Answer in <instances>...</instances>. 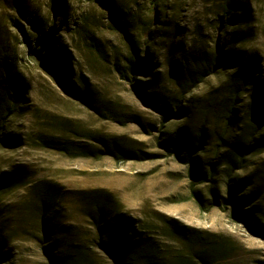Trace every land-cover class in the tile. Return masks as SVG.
I'll return each mask as SVG.
<instances>
[{
    "label": "rangeland",
    "instance_id": "374dc122",
    "mask_svg": "<svg viewBox=\"0 0 264 264\" xmlns=\"http://www.w3.org/2000/svg\"><path fill=\"white\" fill-rule=\"evenodd\" d=\"M107 1L117 20L103 0H0V181L16 168L28 181L0 191V264H63L73 250L74 264H115L89 218L98 193L180 264H264V149L233 175L236 206L225 183L239 131L228 105L242 119L264 97V0ZM246 57L257 67L239 83ZM40 182L59 191L44 241L24 215ZM169 218L201 240L166 234Z\"/></svg>",
    "mask_w": 264,
    "mask_h": 264
},
{
    "label": "trees",
    "instance_id": "16d2710c",
    "mask_svg": "<svg viewBox=\"0 0 264 264\" xmlns=\"http://www.w3.org/2000/svg\"><path fill=\"white\" fill-rule=\"evenodd\" d=\"M108 9L111 10L115 20L118 15L113 11V7L107 0H103ZM159 0H150L149 10L152 12L156 9ZM153 23L152 21L150 24ZM34 28H37L33 24ZM36 42L46 49V64L54 70L59 67L58 55L53 44L49 45L45 40V35L36 37ZM42 48H37L41 50ZM133 53H136L131 46ZM146 61V60H145ZM145 67V62L141 65ZM257 64L250 57H246V62L239 68V77L236 79L239 83L243 79H247L253 74ZM63 85L67 90H71L67 84V67H62ZM13 81L8 80V85L12 86ZM14 92L11 99L13 104L19 96ZM75 96L85 99L86 93L74 91ZM10 102V106L13 105ZM11 111L10 109L8 112ZM232 106L228 105V124L233 127H238L239 131L234 138V144L231 149H228L225 160L228 163V171L226 173V190L229 195L228 201L234 206L237 205V200L240 198L233 197V191L238 187L239 183H232L233 175L237 170L242 168L246 160V156L254 151L264 149V133H260L264 127V97L254 96L246 107V116L242 119L233 117ZM9 113L6 114L8 116ZM232 116L233 118H230ZM27 181V173L21 168H16L9 172L7 176L0 181V191L9 190L14 187L23 186ZM58 189L53 185L40 182L32 187L31 197L27 207L24 210L25 217L32 220L36 227L37 236L41 241L44 238H50L53 233V228L58 215ZM87 202L89 209V218L92 226L95 229V237L97 238L98 247L110 257L115 264H180L182 256L180 254H170L160 242L148 233L139 231L135 227L133 220L124 217L122 214H117L116 217L109 218V208L111 200L105 193L90 195ZM166 234L172 236L175 240L182 242L200 241L202 235L196 228L184 225L178 220L169 218L164 224ZM259 234L258 231H255ZM83 256L80 252L73 250L63 256V264H74ZM195 256L206 262L207 254L203 249L196 251Z\"/></svg>",
    "mask_w": 264,
    "mask_h": 264
}]
</instances>
